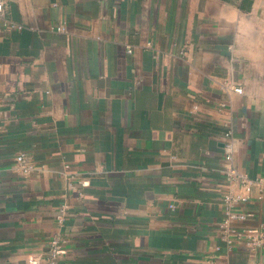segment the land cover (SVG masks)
Listing matches in <instances>:
<instances>
[{"label": "crops", "instance_id": "crops-1", "mask_svg": "<svg viewBox=\"0 0 264 264\" xmlns=\"http://www.w3.org/2000/svg\"><path fill=\"white\" fill-rule=\"evenodd\" d=\"M2 1L0 264H47L59 232V264H204L217 246L264 264L217 228L244 193L225 170L264 176V0Z\"/></svg>", "mask_w": 264, "mask_h": 264}, {"label": "built area", "instance_id": "built-area-1", "mask_svg": "<svg viewBox=\"0 0 264 264\" xmlns=\"http://www.w3.org/2000/svg\"><path fill=\"white\" fill-rule=\"evenodd\" d=\"M6 13V3L0 0V20H4ZM22 28V26H19ZM59 31H64L63 27H58ZM131 52V50H129ZM237 93L242 94L243 88H235ZM225 153L226 160L233 161L235 152V139L232 130H228L225 134ZM16 162L20 167L22 173L28 175L35 169V161L32 156L26 153H20L16 157ZM69 167V166H67ZM226 178L228 180H234L240 182L244 189V193H227L224 195V217L217 224L218 234L222 242L226 243L229 249H234L238 246H245L252 251H264V221L259 222L256 226L247 225V222L254 217L252 212H247L238 209V206L247 204L254 197V191L260 190L264 193V176H260L255 179H251L249 176L243 173H239L234 167L225 170ZM85 184V182H83ZM260 199L263 196H259ZM174 208V205L171 206ZM69 206L64 204L58 216V225L63 227L68 213ZM65 239L61 233L54 235L49 241L46 261L47 264H59L62 256L66 250L64 248ZM221 247L217 246L213 249V254L207 259L204 264H221L216 261V254L219 253ZM26 264H41L39 258H30Z\"/></svg>", "mask_w": 264, "mask_h": 264}]
</instances>
